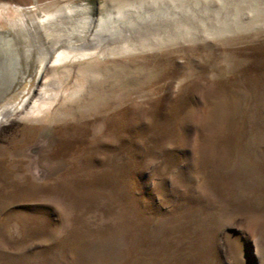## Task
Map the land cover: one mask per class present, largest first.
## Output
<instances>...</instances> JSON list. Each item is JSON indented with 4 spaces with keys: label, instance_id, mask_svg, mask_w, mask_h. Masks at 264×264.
I'll return each instance as SVG.
<instances>
[{
    "label": "rangeland",
    "instance_id": "1",
    "mask_svg": "<svg viewBox=\"0 0 264 264\" xmlns=\"http://www.w3.org/2000/svg\"><path fill=\"white\" fill-rule=\"evenodd\" d=\"M50 15L149 34L39 75ZM4 34L0 264H264V0H0Z\"/></svg>",
    "mask_w": 264,
    "mask_h": 264
},
{
    "label": "bare ground",
    "instance_id": "2",
    "mask_svg": "<svg viewBox=\"0 0 264 264\" xmlns=\"http://www.w3.org/2000/svg\"><path fill=\"white\" fill-rule=\"evenodd\" d=\"M19 24V31L24 35L22 41L27 47L26 53H31L34 48L40 51V69L38 68L39 70L37 71L39 75L57 56H60L58 62L73 58L88 59L95 56H104L109 51L114 52L115 50L121 51L125 49L128 44L131 45L132 42H135L137 36L141 37L140 40H146L149 34L148 31L137 30V32L132 33L131 30L134 29L130 27L128 31L122 29L120 32L113 33L103 23H99L98 29L93 31L95 22L81 16L72 18V16L59 17L50 15L41 20L26 17ZM70 25L72 26L71 28H69ZM65 27L68 29V33L65 35L60 34L59 32L64 31L63 28ZM6 33L7 36H10V33L12 34V32ZM19 51L16 39L10 37L7 40L5 34L0 36V77L2 80L0 82V101L5 99V95L15 85L14 78L16 74L15 72L12 73L15 70L13 62ZM6 81L7 84L5 83ZM32 97L30 94L19 105H10L7 108L0 106V126L13 116L22 114L24 109L26 110L30 106Z\"/></svg>",
    "mask_w": 264,
    "mask_h": 264
}]
</instances>
